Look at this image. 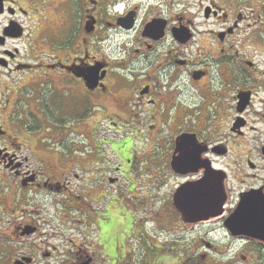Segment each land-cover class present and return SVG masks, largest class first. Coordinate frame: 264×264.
I'll use <instances>...</instances> for the list:
<instances>
[{"label": "flooded vegetation", "instance_id": "flooded-vegetation-1", "mask_svg": "<svg viewBox=\"0 0 264 264\" xmlns=\"http://www.w3.org/2000/svg\"><path fill=\"white\" fill-rule=\"evenodd\" d=\"M125 115L131 124H175L169 151L171 172L181 179L176 192L185 183L217 178L224 198L212 221L223 224L229 244H246L264 264V173H259L264 170V0H0V177L9 178L0 183L10 194L0 215L18 205L15 195L21 194L20 206L29 195L23 206L28 216H8L13 236L2 231L9 241L29 238L21 245L25 255L10 264H54L34 258L37 227L18 226L20 219L35 217L32 195L44 192L57 203L67 197L68 209L88 213L92 203L82 195L92 198L95 183L120 178L97 171L99 149L82 157L81 149H63L65 154L38 148L30 139L29 146L15 143L9 128L18 132L37 118L32 128L45 122L51 136H88L93 128L81 126L115 129ZM207 130L224 139L213 146L202 134ZM181 153L190 163L180 167L187 173L172 167ZM228 156L240 181L246 159L252 171L250 184L237 196L224 161ZM257 209L263 215L256 217ZM237 211L259 221L252 220L251 228L230 227ZM208 245L222 254L228 249ZM81 250L64 264H96ZM46 255L52 259L54 252Z\"/></svg>", "mask_w": 264, "mask_h": 264}, {"label": "rangeland", "instance_id": "rangeland-1", "mask_svg": "<svg viewBox=\"0 0 264 264\" xmlns=\"http://www.w3.org/2000/svg\"><path fill=\"white\" fill-rule=\"evenodd\" d=\"M151 111L154 112L153 109ZM174 113L173 110H162V115L169 116ZM129 119L128 115L123 116L124 121L114 126L115 129L102 123H97V131L94 129L95 125L81 126L82 131H91L93 128V135L88 136H82L81 133L51 136L50 131H46L45 122L40 121L39 125L32 128L31 124L37 118L26 122L27 127L22 123L18 132L13 130L14 127L9 128L17 138L13 139L15 143L27 141L29 146L30 139L38 148L65 154L69 151L63 149L69 148L71 153L74 149H81L82 157L90 149H99L102 155L94 156V160L99 158L97 171L102 170L103 174L120 178L118 183L116 179H108L104 186L100 182L95 183L92 198L82 195L84 200L92 203V208L87 206L88 213L83 208L68 209L67 197H59L64 201L57 203L54 196L44 192L32 195L30 203L33 207L30 210L34 212L31 216L35 217H30L29 220L20 219L18 226L30 223L37 227L32 235L34 248L31 250L35 260L64 264L71 262L72 255L82 247L83 253L88 251L95 257L96 264H152L159 253L164 256L161 264H184L187 251L184 247H187L189 257H203L205 264H263L258 257L255 258V254L246 244L239 241L229 244V236L221 222H184L177 213L173 196L181 179L171 172L172 152L169 151V133L175 124L164 123L163 127L162 124H157L156 127L153 121L137 125L127 123ZM119 120L122 121V118ZM192 121L194 119L189 118V122ZM150 125L154 128H148ZM60 126L68 129L70 125ZM212 132L213 130H207L202 134L210 143H215V146L224 139V135L219 137L211 134ZM122 147L124 151L119 152L118 149ZM27 155L28 152L21 158ZM224 161L229 168L227 172L230 175L232 194L237 196L241 189H246L250 184L252 171L248 159L240 167V174L244 177L242 181L238 178L239 174L235 173L236 168L231 157L228 156ZM10 164L8 163V167ZM119 166H122L121 171L117 170ZM111 167L114 169L112 172L109 170ZM259 173H264L262 167ZM4 179L9 178L0 177V181H5ZM86 188H90V185ZM4 190L5 184L0 183V210L7 205L4 200L10 195L5 194ZM70 193L75 195V191ZM21 199V194L19 197L15 195L13 200L18 205H13L10 214L0 215L1 232L5 231L13 236L10 230L13 227H8V216L14 218L21 215V212H24L21 218L28 216L25 212H29V208L26 210L23 206H26L25 202H29V195L22 206L19 204ZM89 211H92L91 220L87 218ZM5 232L0 234V264H10L12 258L18 254L25 255L21 252L24 250L21 245L29 240L24 239L22 244L9 241L10 235L6 236ZM17 239L20 240L19 237ZM209 243H215L217 248L228 249L224 254L219 249L213 252ZM48 252H54L52 259H46ZM245 255L248 257H244Z\"/></svg>", "mask_w": 264, "mask_h": 264}, {"label": "water", "instance_id": "water-1", "mask_svg": "<svg viewBox=\"0 0 264 264\" xmlns=\"http://www.w3.org/2000/svg\"><path fill=\"white\" fill-rule=\"evenodd\" d=\"M178 157H174L172 167L178 172L183 171L180 167L184 165L190 166L189 161H186V154L181 153ZM189 158V157H188ZM218 179L209 177L206 181L190 182L183 184L174 195L175 206L180 210L182 218L187 222H201L212 221L220 214L218 209L222 199L224 198L222 191L223 186L219 183ZM224 193V192H223ZM242 214L237 211L230 218V227L233 228H251V221L259 220L256 217L263 215L261 210L257 209L256 217L248 215L247 217L241 216Z\"/></svg>", "mask_w": 264, "mask_h": 264}, {"label": "trees", "instance_id": "trees-1", "mask_svg": "<svg viewBox=\"0 0 264 264\" xmlns=\"http://www.w3.org/2000/svg\"><path fill=\"white\" fill-rule=\"evenodd\" d=\"M185 250L189 251V249L187 247H184ZM186 251V259H184V264H205V262L203 261V257H201V259H196V257L194 258V256L189 257V252ZM162 253H159L155 256V260L152 264H161L163 263V257L161 256ZM120 259V258H119Z\"/></svg>", "mask_w": 264, "mask_h": 264}]
</instances>
